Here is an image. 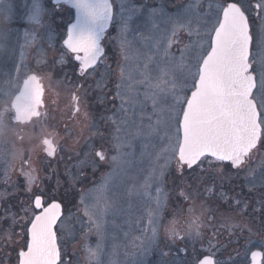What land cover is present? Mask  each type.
I'll return each mask as SVG.
<instances>
[{
	"label": "snow or ice",
	"instance_id": "obj_1",
	"mask_svg": "<svg viewBox=\"0 0 264 264\" xmlns=\"http://www.w3.org/2000/svg\"><path fill=\"white\" fill-rule=\"evenodd\" d=\"M51 4L49 8L43 0H31L26 5L25 20L30 30L23 33V48L43 43L39 34L45 29L66 27L62 43L77 62L81 77L105 63L102 42L110 25L115 23L118 28L123 63L117 66L114 85L113 102H119L111 119L114 154L109 157L102 145L94 152L78 154L76 171L70 172L63 182L57 179L56 186L50 189L40 187L33 191L40 179L36 170L22 171L28 197L20 202L19 211L24 215L18 217L11 204L0 215V225L9 221L4 230L9 238L13 234L20 237L13 241L21 245L14 249L16 264H71L63 259L67 255V241L60 234L64 212L72 202L76 184L87 180L89 172L94 175L104 162L109 171L102 181L80 193L87 218L85 241L93 230L103 237L110 215H124L140 233H124L126 239L130 237L132 248L129 264H148L147 257L162 243L159 221L168 199L163 187L155 188L154 197L149 190L153 185H165L167 178L172 177L174 185L177 179L191 181L190 190L180 193L185 199L203 195V187L213 201L212 206L201 205L199 214L189 208L191 219L184 235L175 221L165 229V239L170 243L177 239L186 242L185 248H178L186 253L187 242L198 243L204 236L203 229H211L208 248L197 251L193 247L195 260H183L181 264H235L231 255L228 260L219 258L230 244L244 249L246 257L253 233L237 216H254L257 210L253 205L257 202L264 209V191L258 201H249L257 184L264 188V167L259 175L250 167L254 154L264 150V0L255 5L260 10L261 35L255 41L258 53L253 51L250 0H188L175 11L157 0L140 4L119 0L118 12L115 0H51ZM65 6L75 10L70 23L60 16L61 10H67ZM12 13L11 0H0V54L9 51L4 30L7 35L5 25ZM57 18L63 23L57 24ZM3 75L0 94L15 98V118L20 119L22 113L29 114V119L39 117L44 97L41 78L36 74L22 78L20 66L15 74ZM106 75H111L110 68ZM74 87L80 90L84 84ZM72 99L78 113L81 97L74 92ZM135 141H140V157L150 160V170L147 175L141 170L139 182L131 176L135 152L126 150L133 149ZM41 144L46 156L57 154L58 145L53 138L45 136ZM173 161L175 174L169 170ZM241 173L246 184L252 186L247 193L242 184L233 183L241 179ZM4 176L7 179L8 173ZM10 196L7 191L0 192V201L6 202ZM144 198L154 200V204L141 205L143 213L137 217L133 215L135 203ZM206 213H211L207 222ZM260 215L264 217V211ZM217 219L219 224L213 223ZM17 226L20 231L14 233ZM222 229L229 234L226 243L220 242ZM245 232L249 233L247 238ZM259 247L264 249V237ZM84 248L89 261L101 264L99 243L93 248L85 242ZM161 255L168 253L161 249ZM161 264L176 261L162 260ZM251 264H264V251H251Z\"/></svg>",
	"mask_w": 264,
	"mask_h": 264
},
{
	"label": "rangeland",
	"instance_id": "obj_2",
	"mask_svg": "<svg viewBox=\"0 0 264 264\" xmlns=\"http://www.w3.org/2000/svg\"><path fill=\"white\" fill-rule=\"evenodd\" d=\"M30 2L31 0H11L13 13L10 21L5 25L8 29L7 35L6 29L4 30V41L9 51L0 54V92L4 88L5 77L3 73L15 74L17 66L21 67L22 78L36 74L47 88L43 106L39 108L40 116H33L26 122L15 119V112L11 107L12 96L0 94V192L7 191L11 194L10 199L6 202L0 201V215L11 204L15 206L12 211L16 212L18 217L24 215L23 212L19 211L20 202L28 199L25 193L26 178L22 175V171H28L30 168L36 170L40 179L33 191L40 187L50 189L56 186L57 179L63 182L68 178L70 172L76 171L74 165L78 154L82 156L84 153L94 152L101 145L109 157L114 154L112 148L114 140L111 135L114 132V125L111 123V119L114 118V111H118L116 105L119 103L118 101L113 102L114 85L118 76L117 66L123 63V56L118 47V28L115 23L112 24L106 39L105 63L95 72L84 77L78 74L77 63H74L62 44L65 36L63 27H53L51 31L45 29L39 34L43 43L39 46L34 44L32 47L24 49L23 33L26 29L30 30L25 20L26 5ZM43 2L46 7L52 6L51 0H43ZM116 2L119 3V0ZM133 2L137 4L152 3V0H133ZM157 2L165 3L169 10L175 11L176 7L188 2V0H157ZM259 2L260 0H250V15L254 22L253 51L257 53L259 49L255 47V41L260 39L261 32L259 27L260 10L255 7V4ZM72 16L73 13L67 12L65 16H62L63 19L65 18L63 21L70 22ZM142 20L143 18L138 23ZM63 21L57 18L56 23L62 24ZM143 30L141 28V31ZM184 42L186 43L187 40L185 39ZM109 68L111 75H106ZM78 84H84V88L78 90V94H81V101L79 102L81 111L79 114H75V112L73 115L72 96L76 90L74 85ZM53 133L54 136H52ZM45 136L53 138L58 145L57 154L54 157L46 156L43 151L41 141ZM101 136L103 139L100 138ZM126 150H134L135 152V167L132 169L131 176L136 177L137 182H139L141 170H143V175H147L150 170V160L140 157V141L134 142L133 149ZM175 167L176 164L173 161L169 170L174 174ZM250 167L255 169V175L260 174L261 168L264 167V150L254 154L250 161ZM108 171L109 166L107 162H104L94 175L89 172L87 180L76 184L75 192L71 198L72 202L67 205L70 213L67 209L64 212L63 231L60 234L61 238L67 241L65 246L67 255L76 264H96L95 261H89L87 258L84 248L85 242L93 248L98 243L100 244L101 264H129L132 258L129 253L132 248L129 242L130 237L126 239L124 233L131 232L132 235H140L127 222L128 217L110 215L103 237L98 236L93 230L88 233L87 241H85V233L88 232L87 218L84 216V206L80 203V193L91 189L94 184H99ZM5 172L8 173L7 179L4 176ZM243 176L244 174L241 173V179L233 183L242 184L244 192L247 193L252 186L246 184ZM190 184L191 181L187 179L183 181L177 179L174 185L172 177H168L165 185H153L149 190L154 197L155 188L157 186L163 187L168 197L159 221L160 237L172 214L177 217L180 230L182 224L187 226L191 219L189 208L199 214L201 205H213L210 194L204 192L203 187L200 189L203 195L195 199H185L181 196L182 190H190ZM12 185H16V187L13 188ZM127 186L126 184L125 187ZM228 187L226 182L225 188ZM219 190L217 187L216 191ZM262 191L264 188L257 184L249 196V201H258ZM229 194L231 195V193ZM152 204H154V200L150 202L148 198L137 201L133 215L139 217L143 213V207L152 206ZM253 207L257 210L254 216H237V220L246 223L252 229L253 235L258 236L259 232L264 231V217L260 215L264 209H261L258 202ZM208 215L211 213H206L204 220H207ZM213 223L219 224V220L217 219ZM8 226L9 221L0 225V260L4 262L5 260L8 261L11 256L16 257L17 252L14 249L18 250L21 247L20 244L13 243V241L20 240L18 235L13 234L9 238V234L4 231ZM137 227H143V225ZM19 231L20 228L17 226L14 233ZM247 234L248 232H245L244 236L248 237Z\"/></svg>",
	"mask_w": 264,
	"mask_h": 264
},
{
	"label": "flooded vegetation",
	"instance_id": "obj_3",
	"mask_svg": "<svg viewBox=\"0 0 264 264\" xmlns=\"http://www.w3.org/2000/svg\"><path fill=\"white\" fill-rule=\"evenodd\" d=\"M115 3H116V11L118 12L119 3L116 2V0H115ZM65 8L67 10H61L60 16H65V14L70 11L71 13H73L72 19L70 20V22H71L74 19V11H73V9H70L67 6H65ZM256 15H257V13H256ZM63 20H65V18ZM111 26H110V28H111ZM110 28H109V30H110ZM63 30L65 31V36H66V27H63ZM109 30H108V32H109ZM108 32H107V34H106V36H105V38H104V40L102 42L104 47H105V52H106V44L105 43H106V39H107V36H108ZM65 36H64V38H65ZM69 56L72 58V54H70ZM46 91H47V88L45 87V92ZM74 92L78 96L81 97V94L80 93L78 94V90L77 89ZM80 101H81V99H80ZM75 106L76 105L74 104V101H73L72 114L75 113V110H74ZM79 108H80V105H79ZM80 111H81V109H80ZM79 112L78 113L76 112L75 114H79ZM75 114H73V115H75ZM83 124H84V122H83ZM252 196H253V198H255L254 195H252ZM167 218H169V217H167ZM170 218L171 219L169 220V222L171 223L172 221H175L176 222V227L179 229L177 217L172 214ZM169 222L167 223V226L165 227V229L170 225ZM183 222H185V221L183 220ZM205 222H207V220H205ZM186 230H187V226L182 224L181 229H180L181 235H184ZM203 231H204V236L198 243H195L193 245L192 242H190V241L187 242V253H186L184 251H178V248L179 249L185 248V243H186L185 241L177 239L175 241V243L172 244V243H170L169 241H167L165 239V230H162V232H161V238H162L161 241H162V243L160 245V248L153 250L151 255H149L150 257L147 258L148 259V264H161L162 260H167V261L175 260L176 264H181V262L183 260H195V253L193 252V247H195V249L197 251H203L204 249L208 248L207 239L211 235V229L210 228H205V229H203ZM221 231H222L223 235L220 237V242L221 243H226L227 240L229 239V234L225 230H221ZM253 231H255V230H253ZM247 235H249V233ZM255 236L252 235L253 244L248 246L249 251H248V254H247L246 257L243 255L244 249L240 248L239 245L230 244L227 247V249L223 251V254L219 256V258L222 259V260H228L229 255H231V257L235 261V264H251V256H250L251 255V251H256V250L264 251V249H261L259 247L260 244H261V238L264 237V231L263 232H259V235L258 236L255 235ZM245 238H247V237H245ZM166 243L169 244V247H164V244H166ZM161 249L163 250V252L168 253V255L167 256H162L161 255ZM237 252H240L241 255L237 256ZM189 254H191V255H189ZM205 254H207V253H205ZM63 259L65 261H70L71 264H76V263L71 261V257L68 256V255H65L63 257ZM0 264H16V257L15 256H13V257L11 256L10 258H8V261L5 260V262L3 260H0Z\"/></svg>",
	"mask_w": 264,
	"mask_h": 264
},
{
	"label": "water",
	"instance_id": "obj_4",
	"mask_svg": "<svg viewBox=\"0 0 264 264\" xmlns=\"http://www.w3.org/2000/svg\"><path fill=\"white\" fill-rule=\"evenodd\" d=\"M73 10H74V9H73ZM74 14H75V10H74ZM74 18H75V16H74ZM73 20H74V19H73ZM109 27H110V26H109ZM108 29H109V28H108ZM105 35H106V34H105ZM65 38H66V37H65ZM42 84H43V82H42ZM43 87H44V84H43ZM44 91H45V87H44ZM14 99H15V98L13 97L12 100H11V107H12V105H13ZM43 103H44V100H43ZM12 109L14 110V112H15V117H16V111H15V109H14L13 107H12ZM28 115H29V114H27V113H22L21 116H20V119H16V118H15V119H16V120H19L20 122H26V121L30 120V119L33 117V116H32V117L29 119V118H28ZM250 256H251V255H250ZM258 259H259V258H258Z\"/></svg>",
	"mask_w": 264,
	"mask_h": 264
},
{
	"label": "trees",
	"instance_id": "obj_5",
	"mask_svg": "<svg viewBox=\"0 0 264 264\" xmlns=\"http://www.w3.org/2000/svg\"><path fill=\"white\" fill-rule=\"evenodd\" d=\"M75 63V62H74ZM259 206V205H258Z\"/></svg>",
	"mask_w": 264,
	"mask_h": 264
}]
</instances>
